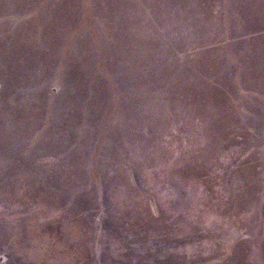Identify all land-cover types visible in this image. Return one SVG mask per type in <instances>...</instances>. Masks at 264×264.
Masks as SVG:
<instances>
[{"label": "rangeland", "instance_id": "1", "mask_svg": "<svg viewBox=\"0 0 264 264\" xmlns=\"http://www.w3.org/2000/svg\"><path fill=\"white\" fill-rule=\"evenodd\" d=\"M0 264H264V0H0Z\"/></svg>", "mask_w": 264, "mask_h": 264}]
</instances>
